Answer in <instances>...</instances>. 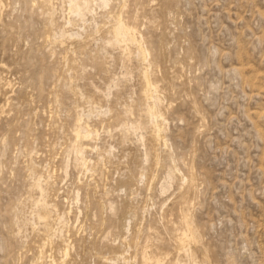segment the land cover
<instances>
[{"label":"rangeland","instance_id":"374dc122","mask_svg":"<svg viewBox=\"0 0 264 264\" xmlns=\"http://www.w3.org/2000/svg\"><path fill=\"white\" fill-rule=\"evenodd\" d=\"M53 263L264 264V0H0V264Z\"/></svg>","mask_w":264,"mask_h":264},{"label":"bare ground","instance_id":"6f19581e","mask_svg":"<svg viewBox=\"0 0 264 264\" xmlns=\"http://www.w3.org/2000/svg\"><path fill=\"white\" fill-rule=\"evenodd\" d=\"M104 3L106 4V2H104ZM75 8H76V6H75ZM79 9H80V8H79ZM79 9H78V10H79ZM76 12H77V11H76ZM118 19H119V18H118ZM119 21H120V20H119ZM121 21H122V20H121ZM117 22H118V20H117ZM120 23H121V22H120ZM122 24H123V21H122ZM122 24H121V25H122ZM125 25H126V24H125ZM116 27H117V26H116ZM119 27H120V26H119ZM123 27H124V26H123ZM126 28H128V27H126ZM129 29H130V28H129ZM114 30H115V29H114ZM127 31H128V30H127ZM130 31H132V30H130ZM114 32H115V31H114ZM118 32H119V31H118ZM115 33H116V32H115ZM119 33H121V35H126L125 28H124V29H120V32H119ZM134 33H135V32H134ZM137 33H138V32H137ZM129 34H130V32H129ZM131 34H132V33H131ZM131 34H130V35H131ZM133 35H135V34H133ZM115 37H116V36H115ZM122 37H123V36H122ZM134 37H135V36H134ZM134 37H132L133 40H134ZM129 38H131V37H129ZM135 38H136V37H135ZM134 41H135V40H134ZM134 41H133V42H134ZM139 42H140V41H139ZM135 43H137V42H135ZM140 44H142V43H140ZM137 45H139V44L137 43L136 46H137ZM140 46H142V45H140ZM138 49H139V48H138ZM142 49H143V47H142ZM140 51H141V48H140ZM138 53H139V52H138ZM142 53H143V51H142ZM140 54H141V53H139V55H140ZM144 54H145V53H144ZM139 55H138V56H139ZM145 55H146V54H145ZM139 57H140V56H139ZM143 58H144V57H142V55H141V59H143ZM144 60H145V58H144ZM145 71H146V70H145ZM145 73H146V72H145ZM145 76H146V75H145ZM145 78H146V77H145ZM146 80H147V79H146ZM146 80H145V81H146ZM148 80H149V79H148ZM146 83H147V82H146ZM148 83H151V82L148 81ZM149 86H150V85H149ZM149 86H148V87H149ZM151 86H154V85H151ZM145 88H147V87H145ZM150 90H151V89H150ZM152 90H153V89H152ZM149 92H150V91H149ZM153 93H154V92H153ZM145 94H146V93H145ZM150 95H151V94H150ZM147 96H148V95H147ZM145 97H146V96H145ZM151 97L153 98V96H151ZM147 98H148V97H147ZM153 99H154V98H153ZM148 100H149V99H148ZM152 107H153V105H152ZM149 109H150V108H149ZM152 109H154V108H151V109H150V112H151ZM156 109H157V107H155V110H156ZM153 111H154V110H153ZM151 114H152V113H151ZM153 114H154V113H153ZM155 116H156V115H155ZM155 116H154V118H155ZM154 118H153V119H154ZM156 120H157V119H156ZM159 121H160V120H159ZM156 123H157V122H156ZM80 126H81V125H80ZM85 126H86V125H85ZM156 127H157V126H156ZM82 128H83V126H82ZM85 129H87V128H85ZM85 129H84V130H85ZM157 129L159 130V127H158ZM84 130H83V131H84ZM77 131H78V130H77ZM77 131H76V132H77ZM80 131H81V130H80ZM161 131H162V130H161ZM76 132H75V133H76ZM84 132H85V131H84ZM86 132H88V131H86ZM86 132H85V133H86ZM77 133H78V132H77ZM82 133H83V132H82ZM85 133H83V135H85ZM89 133H90V132H89ZM159 133H160V132H159ZM90 134H91V133H90ZM153 134H155V132H154ZM156 134H157V133H156ZM76 135H77V134H76ZM86 135H88V134H86ZM86 135L83 136V137H86ZM157 135H158V134H157ZM78 136H79V135H78ZM153 136H154V135H153ZM160 136H161V135H160ZM79 137H80V136H79ZM88 137H89V136H88ZM158 137H159V136H158ZM158 137L156 136L155 138H158ZM162 137H163V136H162ZM162 137H161V138H162ZM152 138H153V137H152ZM78 139H79V138H78ZM82 140H83V139H82ZM158 140H159V143H160V140H162V139L159 138ZM152 141H154V140H152ZM156 141H157V139H156ZM156 141H155V142H156ZM164 142H165V140H164L162 143L164 144ZM162 143H160V144H162ZM156 144H157V142H156ZM155 146H156V145H155ZM161 146H162V145H161ZM165 146H166V145H165ZM157 160H158V159H157ZM175 170H176V169H175ZM166 171H167V170H166ZM188 173H189V172H188ZM181 174H182V173H181ZM189 174H190V173H189ZM173 175H174V173L169 171L168 178L171 179V178L173 177ZM179 175H180V174H179ZM181 176H182V178H183V177H184V174H182ZM191 176H192V174H191ZM194 177H195V176H194ZM170 179H169V180H170ZM185 179L187 180V178H185ZM170 181H171V180H170ZM184 181H185V180H184ZM188 182H189V179H188ZM186 183H187V182H186ZM187 184H189V183H187ZM191 188H192V187H191ZM192 189H193V188H192ZM183 195H184V194H183ZM54 205H55V204H54ZM45 214H46V213H45ZM187 215H188V214H187ZM189 227H190V226H189ZM50 228H51V227H50ZM182 228H183V227H182ZM40 230H42V228H41ZM43 232H44V230H43ZM46 234H47V232H46ZM57 234H58V233H57ZM41 235H42V234H41ZM43 236H44V234H43ZM183 236H184V233H183ZM46 237H47V236H46ZM46 237H45V238H46ZM45 238H44V239H45ZM47 238H48V237H47ZM47 238H46V242H47ZM49 238H50V237H49ZM57 239H58V238H57ZM181 239H182V238H181ZM53 240H54V239H53ZM184 240H185V239H183V241H184ZM48 241H49V240H48ZM63 241H64V240H63ZM186 241H187V239H186ZM46 242H45V243H46ZM60 243H61V242H60ZM62 243H63V242H62ZM62 243H61V245H62ZM64 243H66V241H65ZM64 243H63V244H64ZM46 244H48V243H46ZM186 244H187V243H186ZM43 245H44V244H43ZM50 245H51V244H50ZM52 245H53V243H52ZM54 245H55V244H54ZM56 245H57V243H56ZM59 245H60V244H59ZM61 245H60V248L62 247ZM44 247H45V246H44ZM47 248H49L48 245H47ZM51 248H52V246L50 247V249H51ZM53 248H55V246H53ZM60 248H59V249H60ZM42 249H43V248H42ZM61 249H62V248H61ZM38 250H39V249H38ZM52 250H53V249H52ZM181 250H182V249H181ZM67 251H68V244H66V245L64 246V254H65V255H67ZM183 251H185V250H183ZM36 253H37V252H36ZM38 253H39V252H38ZM42 253H43V252H42ZM42 253H39V254H42ZM39 254H38V255H39ZM49 256H51V255L49 254ZM144 256H145V255H144ZM37 257H39V256H37ZM119 257H120V256H119ZM39 258H40V257H39ZM64 258H66V257L64 256ZM37 259H38V258H37ZM51 261H53V260H51ZM51 261H50V263H52ZM65 261H66V260H65ZM61 263H62V262H61ZM155 263H156V261H155ZM53 264H54V263H53ZM63 264H64V263H63ZM148 264H149V263H148ZM151 264H152V263H151Z\"/></svg>","mask_w":264,"mask_h":264}]
</instances>
